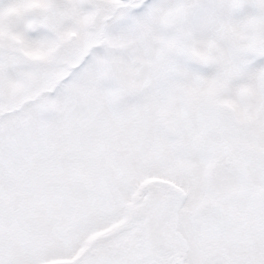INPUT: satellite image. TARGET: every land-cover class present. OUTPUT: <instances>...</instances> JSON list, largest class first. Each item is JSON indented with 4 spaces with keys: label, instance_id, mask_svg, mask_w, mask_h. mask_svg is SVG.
<instances>
[{
    "label": "snow or ice",
    "instance_id": "6c2138e0",
    "mask_svg": "<svg viewBox=\"0 0 264 264\" xmlns=\"http://www.w3.org/2000/svg\"><path fill=\"white\" fill-rule=\"evenodd\" d=\"M0 264H264V0H0Z\"/></svg>",
    "mask_w": 264,
    "mask_h": 264
}]
</instances>
